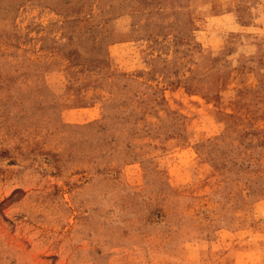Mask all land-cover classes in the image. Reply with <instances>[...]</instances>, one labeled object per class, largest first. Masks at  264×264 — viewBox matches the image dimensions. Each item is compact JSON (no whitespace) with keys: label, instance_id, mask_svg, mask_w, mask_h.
<instances>
[{"label":"rangeland","instance_id":"374dc122","mask_svg":"<svg viewBox=\"0 0 264 264\" xmlns=\"http://www.w3.org/2000/svg\"><path fill=\"white\" fill-rule=\"evenodd\" d=\"M0 264H264V0H0Z\"/></svg>","mask_w":264,"mask_h":264}]
</instances>
